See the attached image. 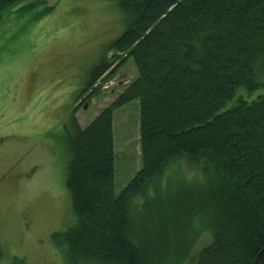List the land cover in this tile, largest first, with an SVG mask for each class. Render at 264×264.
Wrapping results in <instances>:
<instances>
[{
  "label": "trees",
  "instance_id": "16d2710c",
  "mask_svg": "<svg viewBox=\"0 0 264 264\" xmlns=\"http://www.w3.org/2000/svg\"><path fill=\"white\" fill-rule=\"evenodd\" d=\"M22 1L0 0V14ZM116 1L120 61L104 54L80 95L128 59L138 74L87 126L76 109L64 126L75 224L56 246L75 263L171 264L172 248L197 247L191 264H264V91L237 95L264 86V0ZM134 100L142 166L116 194L114 111ZM182 163L194 178L163 186Z\"/></svg>",
  "mask_w": 264,
  "mask_h": 264
},
{
  "label": "rangeland",
  "instance_id": "374dc122",
  "mask_svg": "<svg viewBox=\"0 0 264 264\" xmlns=\"http://www.w3.org/2000/svg\"><path fill=\"white\" fill-rule=\"evenodd\" d=\"M126 25L116 0H23L0 14L1 264H97L75 263L52 237L75 224L63 133L73 109L87 126L137 76L128 59L111 78L96 82L88 100L87 92L80 95L104 54L111 63L120 61L109 46ZM263 91L240 89L237 95L251 101ZM113 122L119 194L142 166L139 100L116 109ZM196 170L172 165L161 177L163 186L190 180ZM207 241L200 238L197 246ZM199 250L172 248L166 261L191 264Z\"/></svg>",
  "mask_w": 264,
  "mask_h": 264
}]
</instances>
